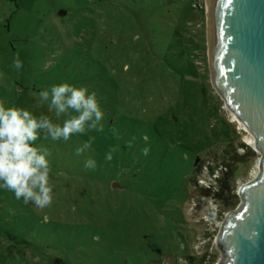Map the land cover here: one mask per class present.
Returning a JSON list of instances; mask_svg holds the SVG:
<instances>
[{
    "label": "rangeland",
    "instance_id": "1",
    "mask_svg": "<svg viewBox=\"0 0 264 264\" xmlns=\"http://www.w3.org/2000/svg\"><path fill=\"white\" fill-rule=\"evenodd\" d=\"M206 17L179 0H0V100L56 121L36 94L67 82L114 121L80 156L92 131L35 142L50 153L54 200L40 209L0 190V264L220 261L215 237L259 153L212 87Z\"/></svg>",
    "mask_w": 264,
    "mask_h": 264
},
{
    "label": "water",
    "instance_id": "2",
    "mask_svg": "<svg viewBox=\"0 0 264 264\" xmlns=\"http://www.w3.org/2000/svg\"><path fill=\"white\" fill-rule=\"evenodd\" d=\"M206 25L212 87L259 153L256 175L219 226L217 264H264V0H208Z\"/></svg>",
    "mask_w": 264,
    "mask_h": 264
},
{
    "label": "clouds",
    "instance_id": "3",
    "mask_svg": "<svg viewBox=\"0 0 264 264\" xmlns=\"http://www.w3.org/2000/svg\"><path fill=\"white\" fill-rule=\"evenodd\" d=\"M13 67L19 70L22 62L13 60ZM38 104L46 105L56 121L41 114L33 115L28 109L7 105L0 100V190L13 193L16 200L24 204L31 202L43 209L54 200L53 185L50 183V162L47 148L36 145L40 139L68 141L71 137L104 129V112L96 94L85 86H75L67 82L53 84L41 89ZM71 113H75L72 115ZM62 122H57L61 121ZM89 137L74 150L76 156L87 152L91 147ZM112 150L105 153V159H112ZM142 155H147L145 146ZM85 169H94L96 161L91 157L83 162Z\"/></svg>",
    "mask_w": 264,
    "mask_h": 264
},
{
    "label": "trees",
    "instance_id": "4",
    "mask_svg": "<svg viewBox=\"0 0 264 264\" xmlns=\"http://www.w3.org/2000/svg\"><path fill=\"white\" fill-rule=\"evenodd\" d=\"M180 1V0H179ZM143 9V8H142ZM66 52H67V50H65V53L63 54V55H66ZM97 73V72H96ZM82 75H83V73H82ZM81 80H83V76L81 77ZM78 82V80H76V83ZM75 83V84H76ZM111 86H114L113 84H112V82H111ZM110 86V87H111ZM109 96V94H107V97ZM110 104V103H109ZM113 106V103L112 104H110V107H112ZM114 108H115V106H113ZM112 111L111 112H113L114 114L116 113V111H113V108L111 109ZM105 115H104V117L106 118V117H108V122L106 123L107 124V127H108V129H110V128H112V124L114 123V121H113V117L111 116V115H109L107 112H105L104 113ZM97 135H98V133L96 132V131H92L91 132V134L88 136V137H91L92 138V140H91V143H94L95 142V139L97 138ZM87 140H88V138H87ZM110 140H112V139H110ZM112 142V141H111ZM239 146L240 147H242L243 149H246V146H244L243 144H239ZM227 152V150H225V153ZM233 153H235V152H233ZM232 158V160H234L235 162H238V158L236 157V154H235V156H231ZM198 162V160H197V158H195V160H194V163H193V167L194 166H196V163ZM222 166H223V172L221 171V174H222V176L219 178V180H218V184H220V191H222V188L224 187V185H225V181L227 180V177H228V174L229 173H231V167H230V164H227V163H223L222 164ZM102 171V170H101ZM210 173H213V171H212V169L210 168V171H209ZM105 180V179H104ZM106 181H108V178H106ZM204 192L206 193V196H210V194H209V192L208 191H206L205 189H204ZM215 196H216V194H214ZM218 196V195H217Z\"/></svg>",
    "mask_w": 264,
    "mask_h": 264
},
{
    "label": "built area",
    "instance_id": "5",
    "mask_svg": "<svg viewBox=\"0 0 264 264\" xmlns=\"http://www.w3.org/2000/svg\"><path fill=\"white\" fill-rule=\"evenodd\" d=\"M185 3L189 10L193 12H203L207 10V0H180Z\"/></svg>",
    "mask_w": 264,
    "mask_h": 264
},
{
    "label": "bare ground",
    "instance_id": "6",
    "mask_svg": "<svg viewBox=\"0 0 264 264\" xmlns=\"http://www.w3.org/2000/svg\"><path fill=\"white\" fill-rule=\"evenodd\" d=\"M207 7H208V3H207ZM230 117H231V122H234L238 125V128H240V130H243L247 135L244 137V141L246 142V144H248L252 149H253V139L252 136L249 135V133L247 132V130L245 129V127L243 126V124L241 122H239L234 115H232L230 113Z\"/></svg>",
    "mask_w": 264,
    "mask_h": 264
}]
</instances>
